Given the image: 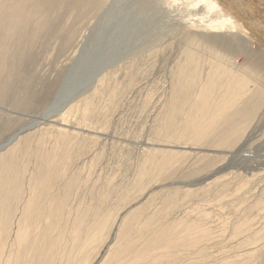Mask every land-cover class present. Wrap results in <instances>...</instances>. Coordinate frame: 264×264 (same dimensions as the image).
<instances>
[{
	"label": "rangeland",
	"instance_id": "rangeland-1",
	"mask_svg": "<svg viewBox=\"0 0 264 264\" xmlns=\"http://www.w3.org/2000/svg\"><path fill=\"white\" fill-rule=\"evenodd\" d=\"M128 1L0 0V175L11 183L17 177V189L0 183V222L10 227L1 231L0 264H80L85 257L81 264H264V90H250L196 144L176 143L175 134L159 141L157 125L184 43L165 26L163 45L135 71L145 89L137 84L101 97L95 83L81 91L86 69L77 76L74 67L88 56L90 66L113 58L111 41L101 39L114 25L119 32ZM246 1L253 10L240 14L218 0L226 15L239 17L241 29L256 21L264 33V0ZM146 8L141 12L152 9ZM252 43L264 53L258 38ZM71 89L69 96L79 92L68 100L76 99L64 122L34 124ZM85 96L90 105L77 108ZM152 150L175 157L144 176ZM31 200L37 212L25 222ZM106 217L108 228L94 241L88 228ZM82 226L90 233L85 243ZM124 236L135 253L121 249ZM168 243L175 247L165 257L161 247Z\"/></svg>",
	"mask_w": 264,
	"mask_h": 264
},
{
	"label": "bare ground",
	"instance_id": "bare-ground-1",
	"mask_svg": "<svg viewBox=\"0 0 264 264\" xmlns=\"http://www.w3.org/2000/svg\"><path fill=\"white\" fill-rule=\"evenodd\" d=\"M224 2L227 5L228 3H231L236 8V10L240 12V14H248L253 10L251 8V3H248L246 0H224ZM128 3L129 5L125 6L129 7V9H124H128L129 12H124V9L121 11L123 14V22L120 26L119 32H115V25L113 24L114 26L109 28V30H111L110 35L106 34L104 35L105 37H102L101 39L106 42L105 44H107V40L111 41L110 51H112V53L110 54H113V58L110 59V57H108L106 61L103 62V64L101 63L102 65L100 63L99 65H95V62L93 61V64L90 66L89 62L92 57L88 56L85 59L87 62L85 60H78L76 67H74L75 69L73 71L76 75L80 72L78 68L84 66L86 69V72H83V76H85L87 79V82L84 84L83 88H81L83 93H86L91 85L93 86L95 83L96 86L94 89L96 90V95H101V97H107L108 93H110L109 90H112L111 95L114 97L119 94L120 90L125 91L127 90L128 86H130L129 90H131L133 86L136 87L137 84H139V90L145 89L146 83H143V78L139 82L137 79L135 80V71L137 70L136 68L142 66L141 63H143V65L146 64V61L151 59L150 57H153V54L163 45V39L165 35L162 32L165 29V26H168L170 33L172 34L171 39L174 37H177L179 41L184 39V43L183 45L179 46V63L176 62V66L174 67L173 71H171L172 84L170 83V90H172V93L167 101L165 110L162 112L159 118V123L156 129V139L164 143L166 141L169 142L172 139V135L175 134L177 138L175 140L176 143L185 145L196 144L201 136L208 130V128L215 124L220 116H223V114L226 113L227 110L233 106V104H236L239 100H242L241 98L245 99L246 94H248L250 90H258L259 95H262L264 90V53H255L253 51L254 45L252 43L254 41V37H256L264 44V33L257 31V28L262 27V25L258 24V22L252 21V27L241 29L240 22L238 20L239 17L235 18L233 16L226 15L225 6L221 5L218 0H130ZM148 5L151 6L152 9L148 8V10H145V12H141V9H147L146 7ZM137 10L139 13H141L139 14ZM136 12L139 14L138 16L136 15ZM163 20L165 21L166 25L162 23ZM243 20L244 19L242 18V24H244ZM204 51L208 52L209 54H205ZM80 64L81 66L79 67ZM76 81L77 80H75V83ZM73 85V89H75L77 85ZM73 89H71L70 92L65 93L64 96H61V93L57 97L61 98L53 104L51 103V105L44 110L41 118L37 120L35 119L34 124L38 125L41 122L42 125L49 126L51 122H60L58 124L64 122V116L66 115L65 109H67L66 107L76 100L74 99L68 101L70 99L68 96ZM90 96H85L83 99L81 98L77 108H80V106H83V104L90 105V100L92 98ZM108 99L106 100L108 101ZM112 99L110 101H112ZM75 108H73V110ZM76 111L79 110L76 109ZM91 117L93 116L91 115L89 118ZM50 119H55L57 121H51ZM16 136H13L11 139H9L8 143L10 144L12 141H14ZM156 152L155 150H152L146 155L147 165L145 169H142V175H149L152 173L151 169L153 170V168L161 170L175 157V154L172 153V151L169 153H167L168 151L166 153L162 152V154L159 155ZM11 167L13 168V165H11ZM10 172L12 173L11 170ZM12 180L13 183L10 182V179L6 180L4 173L0 175V183L7 186L14 184V188L16 186L17 189V177L15 178L14 176ZM137 182V185H141V183H143L140 178L137 180ZM168 200L172 201L171 198ZM28 207V216H26L25 222H29L33 212H37V210H35L36 208L34 200L30 201ZM5 222H0V232L2 230L7 231V229L10 228L9 224L6 226ZM108 223V217H106L100 219L94 226H91V228H88L91 230V239L94 238V241L95 239H100L98 238V232L103 231L104 229L106 230L108 228ZM132 225L134 224L132 223ZM141 225L142 224H140V226ZM84 227L83 229L81 228L78 234V237H81L83 240L81 243L88 239V234L90 235V233L85 234L87 226L85 228ZM22 234L26 235V232H22ZM148 236L151 235L148 234ZM145 237H147V235H145ZM1 238L2 232L0 233V247H2ZM135 238L131 239L132 243L136 241ZM128 239L130 238L128 237ZM128 239H126L124 236L123 240H121L123 241L121 244V249L123 248L124 251H127L128 253L134 252V250L132 251L130 249V246L133 244L131 245L130 242H128ZM188 243L190 244V242ZM171 244L172 243L166 244V247H161L162 251H158H161L162 255L165 257L172 256V249L175 246L173 245L174 247L172 246V248L170 246ZM86 245L88 246V243ZM121 249H119L120 252ZM188 255L192 256V254ZM182 256H186L185 253ZM82 261L87 262V257L83 258ZM82 261H80V264ZM166 262L164 264L170 263ZM160 263H162L161 259ZM14 264H17V261Z\"/></svg>",
	"mask_w": 264,
	"mask_h": 264
},
{
	"label": "water",
	"instance_id": "water-1",
	"mask_svg": "<svg viewBox=\"0 0 264 264\" xmlns=\"http://www.w3.org/2000/svg\"><path fill=\"white\" fill-rule=\"evenodd\" d=\"M78 92H79V90H78ZM77 94V92H74V93H72L70 96H68V97H70V98H72L71 96H75Z\"/></svg>",
	"mask_w": 264,
	"mask_h": 264
}]
</instances>
